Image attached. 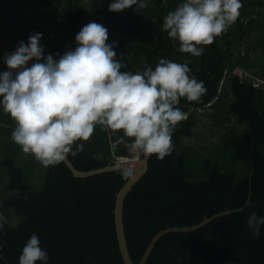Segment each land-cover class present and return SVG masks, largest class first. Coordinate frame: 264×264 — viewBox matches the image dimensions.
<instances>
[{"label": "trees", "instance_id": "1", "mask_svg": "<svg viewBox=\"0 0 264 264\" xmlns=\"http://www.w3.org/2000/svg\"><path fill=\"white\" fill-rule=\"evenodd\" d=\"M110 2L0 0V38L15 51L20 41L42 33L45 56L56 57L74 49L76 34L95 21L108 29L107 43L118 42L117 59L126 65L121 71L155 69L161 58L187 63L189 75L203 80L207 91L196 102L181 99L187 116L173 134L171 154L163 160L151 156L148 171L125 199L130 254L138 264L158 232L232 211L195 230L163 235L146 264H264V227L257 238L246 224L252 211L264 216V0H242L236 22L203 46L199 57L181 53L179 42L163 30L164 17L184 0H148L147 8L133 5L121 12L108 11ZM237 67L247 75L235 73ZM6 70L3 63L0 72ZM204 115L225 129L201 149L185 140L199 136ZM232 121L243 128L236 130ZM14 128L10 114L0 110V214L7 220L0 264H18L32 234L47 249L48 264H125L115 204L130 176L118 169L77 177L65 161L44 167L11 139ZM122 135L112 133L111 140ZM109 136L97 125L88 141L78 142L84 151L69 154L70 160L88 171L131 156L123 145L113 152Z\"/></svg>", "mask_w": 264, "mask_h": 264}, {"label": "clouds", "instance_id": "2", "mask_svg": "<svg viewBox=\"0 0 264 264\" xmlns=\"http://www.w3.org/2000/svg\"><path fill=\"white\" fill-rule=\"evenodd\" d=\"M133 5L144 9L148 0H111L108 11L121 12ZM242 7V0H184L164 17L163 30L179 42L181 53L199 57L203 46L236 22ZM42 35L34 32L15 51L6 52L8 70L0 72V110L15 121L11 139L23 152L44 167H54L69 154L83 152L84 143L78 142L88 141L100 125L110 133L113 152L123 145L137 158L155 155L163 160L171 154L173 134L187 116L179 106L181 99L196 102L207 91L203 80L189 75L187 63L161 58L155 69L146 65L142 72L121 71L126 65L117 59L118 42L107 43L108 29L95 21L76 34L74 49L56 57L45 56ZM120 132L123 135L112 141L111 134ZM113 166L120 168L119 163ZM123 175L132 172L124 169ZM6 223L0 214V232ZM246 224L259 238L264 216L252 211ZM3 247L0 243V251ZM48 260L47 249L32 234L18 264Z\"/></svg>", "mask_w": 264, "mask_h": 264}, {"label": "water", "instance_id": "3", "mask_svg": "<svg viewBox=\"0 0 264 264\" xmlns=\"http://www.w3.org/2000/svg\"><path fill=\"white\" fill-rule=\"evenodd\" d=\"M149 159L150 157H139L138 159H130L124 162H117L120 165L119 169H129L132 171V175L127 180V182L121 187L117 194L116 198V204H115V222H116V230H117V236L119 241V247L121 250V254L124 260L125 264H137L132 259V256L130 254L128 241L126 237V229H125V222H124V203L125 199L128 195V193L132 190L133 186L143 177V175L148 171L149 168ZM66 164L69 166V168L72 170L73 174L77 177H88L91 175H95L98 173L111 171V170H118L113 165H108L102 168L92 169L88 171L80 170L78 169L74 163L70 160L69 156L66 157L64 160ZM116 164V163H115ZM232 211H226L217 215H214L213 217L205 218L202 222L199 224L193 225V226H183V227H169L167 229H164L160 232H158L153 239L151 240L150 244L148 245V248L143 255L141 261L138 264H146L148 261L150 254L156 244V242L165 234L170 232H177V231H191L195 230L197 228L202 227L209 221H211L213 218L225 214L230 213ZM216 264H240L237 261L233 260H223L219 261Z\"/></svg>", "mask_w": 264, "mask_h": 264}, {"label": "rangeland", "instance_id": "4", "mask_svg": "<svg viewBox=\"0 0 264 264\" xmlns=\"http://www.w3.org/2000/svg\"><path fill=\"white\" fill-rule=\"evenodd\" d=\"M26 15H29V13H26ZM14 50L11 48L10 43L6 38H0V66H3V57L4 54L11 53ZM247 70L242 67H237L235 69V73H238L241 76H246ZM202 122L199 124L197 130L199 131V136L197 137H191L187 138L185 142L187 144H193L199 146L201 149H205L211 145L212 141H218L221 134L224 132L225 127L214 121L210 116L204 115L202 118ZM232 127H234L236 130H241L243 126L236 124L234 121L230 123ZM126 158L127 160L132 159H138L136 156H122ZM142 155L140 156V158Z\"/></svg>", "mask_w": 264, "mask_h": 264}, {"label": "built area", "instance_id": "5", "mask_svg": "<svg viewBox=\"0 0 264 264\" xmlns=\"http://www.w3.org/2000/svg\"><path fill=\"white\" fill-rule=\"evenodd\" d=\"M118 162H124L127 161L126 158L122 157V156H117Z\"/></svg>", "mask_w": 264, "mask_h": 264}]
</instances>
